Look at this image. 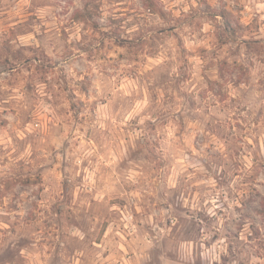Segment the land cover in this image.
Segmentation results:
<instances>
[{
  "label": "clouds",
  "instance_id": "1",
  "mask_svg": "<svg viewBox=\"0 0 264 264\" xmlns=\"http://www.w3.org/2000/svg\"><path fill=\"white\" fill-rule=\"evenodd\" d=\"M0 264H264V0H0Z\"/></svg>",
  "mask_w": 264,
  "mask_h": 264
}]
</instances>
